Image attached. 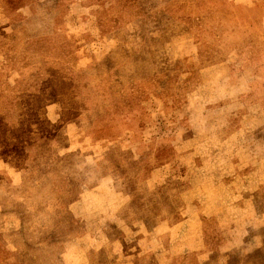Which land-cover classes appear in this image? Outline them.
Segmentation results:
<instances>
[{
  "label": "rangeland",
  "instance_id": "obj_1",
  "mask_svg": "<svg viewBox=\"0 0 264 264\" xmlns=\"http://www.w3.org/2000/svg\"><path fill=\"white\" fill-rule=\"evenodd\" d=\"M102 207L264 264V0H0V264H124Z\"/></svg>",
  "mask_w": 264,
  "mask_h": 264
},
{
  "label": "crops",
  "instance_id": "obj_2",
  "mask_svg": "<svg viewBox=\"0 0 264 264\" xmlns=\"http://www.w3.org/2000/svg\"><path fill=\"white\" fill-rule=\"evenodd\" d=\"M187 194V193H186ZM113 197L121 199L122 203L119 205H122L124 203L123 198H126V200L129 199V196L127 192H113ZM126 203V201H125ZM124 203V204H125ZM74 212L77 210H80L79 207H73ZM106 208L103 209L100 214V219L103 217L102 220L104 222H108V224L117 223L116 228L118 230H121L122 232V239L120 240H113L109 239V235L105 233V235L98 234L94 237V240L90 241V244H98L99 240H102L101 243L97 247H91L96 254H99L100 250H102L105 246H108L111 248L112 253L114 256H116V259L118 260H124L122 263L126 264L133 261V259L137 258L139 259L144 254L152 252L156 256V258H159L161 256L167 257L170 263H173L174 261H182L183 257L185 255H188L190 253H197L204 247V240L201 237V233H196L194 237H191L189 239L181 240V241H174L170 245L164 247L162 246L161 238L164 234L169 235L172 231L179 228L183 224V222L189 221L190 218H193L195 215L194 210L192 209V214L190 217L185 218L183 216V219L181 218L179 221L169 223L167 221L160 222L159 224H156L155 226H148L145 221H134V222H128L126 219H124L120 212L123 209V207H102ZM227 212L231 213L233 212L232 208H227ZM75 216H80V214H76ZM94 222L98 221L97 217H93ZM91 220V219H89ZM116 220V221H114ZM195 223V220H193ZM105 223L102 225L103 228L106 229L108 226L105 225ZM196 227L198 225V228H200V224H195ZM106 231V230H104ZM133 235L134 237H137L135 247L132 251V253H126L124 251V241L127 240L129 236ZM90 237V236H89ZM107 248V247H106ZM94 254V255H96ZM128 254V255H127ZM63 256H66L65 252ZM86 260V262H85ZM85 260L81 259L76 261L74 264H92V260L90 263H88V258Z\"/></svg>",
  "mask_w": 264,
  "mask_h": 264
}]
</instances>
